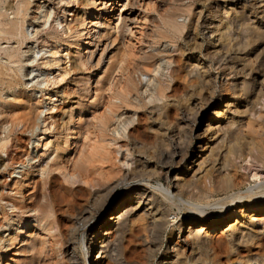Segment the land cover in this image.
<instances>
[{"label":"bare ground","instance_id":"1","mask_svg":"<svg viewBox=\"0 0 264 264\" xmlns=\"http://www.w3.org/2000/svg\"><path fill=\"white\" fill-rule=\"evenodd\" d=\"M51 1L58 6L62 0ZM112 1L75 0V5L96 8V3L110 6ZM246 1L250 0H233L232 5ZM28 4L29 0H17L15 4L0 0V82L8 87L17 83L9 73L11 64L16 61L20 64L18 46L10 45L9 41L15 39L19 45L28 38V29L22 20ZM234 6V12L222 7V15L217 9L202 22L196 19L184 34L186 23L169 16L158 25L157 36L168 38L174 48L166 52L141 49L138 54L131 47L121 46V52L116 50L120 44L115 43L126 30L125 23L117 24L119 35L109 31L98 34L101 19L97 15L92 22L97 34L90 35L87 43L94 42L97 47L102 42L100 55L108 48L117 51H111L103 76L98 75L96 80L98 85L106 78L110 90L108 111L93 116L94 122L90 123L99 145L89 155L79 151L70 164V160L63 164L59 148L46 142L38 163L14 181L6 202L13 200L21 229L6 239L5 251L14 245L17 248L14 254L23 256H9L7 264H104L103 260L105 264H153L168 228L170 241L160 264H248L252 261L264 264V78L260 79L264 75V50L260 51L254 42L263 35L257 19L242 15ZM9 10L13 11L12 17L8 16ZM233 13L239 21V30L231 32L227 24ZM45 16L44 36L36 39L44 50L43 57L37 61L40 70L55 65L54 56L59 52L58 26L62 23L58 16H53L51 21L49 14ZM67 27L71 29L70 25ZM199 27L202 32H198ZM186 41L192 45L191 50L199 51L198 56L185 54ZM174 51L186 55L184 64ZM161 54L171 65L165 77L157 79L150 99L160 103H153L145 110L147 117L143 118L139 111L135 123L127 125L124 146L133 160L129 168L122 169L115 163L113 152L105 148L108 126L122 107H140L130 99V94L138 89L134 72L153 70ZM90 59L91 56L79 57L77 62L92 64ZM100 59L99 56L92 68L98 66ZM212 61L217 66L215 72L211 71ZM173 80H182L189 87L180 93L182 102L167 92ZM40 81L46 82L48 77ZM17 97L0 98V127L8 121L6 115L10 110L15 112L19 106L29 103L30 95L21 101ZM47 99L57 100L50 94ZM206 106L213 109L212 115L204 112ZM82 111L83 108L79 110ZM64 112L65 109L62 116H51L49 128L53 131L67 128ZM73 117L70 112L69 122ZM25 121L30 127L35 126L30 116ZM25 139L22 135L11 138L10 133L0 137V151L9 155L10 164L24 161ZM4 160L0 156V167L5 165ZM97 163L100 164L97 166ZM105 163L107 167L103 166ZM38 170L44 172V178H33ZM56 170L68 174L60 178ZM154 178L161 183L160 187L151 185ZM123 183L129 187L120 191V197L113 198ZM245 184H248L246 188ZM174 207L186 209L189 214L171 226L168 217ZM28 208L34 213L25 215ZM33 221L36 223L29 233L22 236L23 228ZM128 236L131 242L130 238L135 237V245L142 248V262H132L134 246L123 244Z\"/></svg>","mask_w":264,"mask_h":264},{"label":"rangeland","instance_id":"2","mask_svg":"<svg viewBox=\"0 0 264 264\" xmlns=\"http://www.w3.org/2000/svg\"><path fill=\"white\" fill-rule=\"evenodd\" d=\"M16 1L17 0H5V4H15ZM65 1L66 0H62L57 6L53 4L54 2L51 0H29V4L24 9L22 16L23 24L27 27L29 36L23 39L19 45L15 39L9 41L10 45L18 46V60L20 64H16L17 61L13 62L11 64L12 70L9 72L10 75L14 76L17 80L15 85L8 87L5 83L0 82V98L7 100L18 96L17 98L21 101V99L25 100V96L28 94L30 95V100L28 104H24L21 107L19 106L15 112L10 110V113L6 115V120L8 121L5 125L0 127V137L10 133L11 138L15 135H22L26 138L24 141V149L27 151L23 155L24 161L14 164H10L9 155L6 156L0 151V156L4 157L6 160H4L5 165L0 167V180H2L0 188V264H7L10 257L23 256L21 253L14 254V251L17 249H15L14 245L12 248L5 251V245L7 244L6 239L21 229V225L17 222L15 216L17 210L12 206L13 200L10 203L6 201H9V193L13 188L14 181L21 179L25 171L30 170L32 165L38 163L39 156L44 148V143L49 142L50 146H57L59 148V152H61L63 156L61 160L63 164H66L68 160H70V162H68V164H70L71 161L76 158L79 151L82 155H89L98 147L99 142L96 141L97 138L94 136V129L90 123L94 122L93 116L106 113L110 106V101H108L110 90L107 89V79L104 78L98 85L96 84V80L100 74L103 76L108 64V59L112 53L111 51L121 52V46L122 48L131 47L134 53L137 54L141 49L153 52L157 50L165 52L171 51V49L174 48L173 43L166 37L159 39L157 36V27L165 18L170 16L171 18L179 19L180 22L183 21V23H186L187 26L183 30L184 34L187 30H190L189 25L196 19L202 22L209 17V13L211 14L217 9L219 10V15L223 14L222 7H226L227 10H231L232 12L235 10H233V0H113L109 2L110 6L104 4V2L96 3V8L91 6L77 8L75 0H71L73 3H69V5ZM106 1L108 2V0ZM258 2L262 3L259 4ZM263 3L264 0H250L246 1V3H236L234 7H236V10L240 11L242 15L256 18V21L261 24V34L264 36V11H262L264 7H261ZM68 7L72 8L67 11L66 8ZM199 12H201L200 16ZM46 14L50 15L49 21H51L54 14H56L54 17L58 16L57 18L61 20L62 25L59 24L58 26L60 33L57 38L59 42L56 47L59 52L54 56L55 65L52 67L49 66L45 70H40L37 67V61L38 58L43 57L44 50H42L36 39L44 36L43 31L45 27H47V25H44L45 18L47 17L45 16ZM97 15L98 17L100 16L101 19V24L98 26V34H105V32L108 33V31L112 34H118L119 28H117V26L121 22L127 25L126 30L122 33L123 35L121 34V36H118V40L115 43L117 45L120 44L118 46L116 45V50H120L116 51L115 49L108 48L103 55H100L102 42L98 43L97 47L94 42L87 43L88 40H90V35L97 34V28L92 24V22H94L93 20L97 19ZM8 16H13L12 10L8 11ZM230 17L231 21L227 26L231 28V32L238 31L239 21L235 20L234 13L231 14ZM67 25H70L71 29H69ZM201 29L202 27H199L198 32H202ZM263 36L257 37V41H254L257 42L260 51L264 50ZM97 39L98 38H96V40ZM157 40L158 42H155ZM123 44H125L124 47ZM184 45L186 48L185 54L198 56L199 51L195 50V48L191 50L192 45L190 42L186 41ZM53 50L56 49L53 48ZM77 50H79V54H77ZM174 52L173 54L179 56V59L181 58V63L184 64L186 55L183 56L181 53ZM35 55L38 57H36L34 61H31ZM87 56H91L90 60L92 64L85 62V64L79 65L77 62L78 58H85ZM99 56L101 59L98 66L92 68V65L96 63ZM202 58H204L203 60L209 61V59H205L206 57L202 56ZM76 62L77 64H75ZM210 63L211 71H217L216 64L213 61ZM169 65L171 64H169L166 56L161 54L155 60L153 70L149 72H140L137 70L134 72L133 77L134 79L136 78L135 81L137 80L138 82V89L137 92H132L130 94V99L140 107H122L116 113L115 123L113 122L108 126L109 137L105 139V148L113 152L116 156L115 163L122 169L129 168L133 160V156L127 153L126 147L124 146V142L126 141L124 137L126 127L127 125L135 123L139 111L142 113L143 118L147 117L145 110L153 103H160V100H152L153 102H150V99L153 97L157 79L159 77H165V72ZM257 70L260 71L261 69ZM44 77H48V81H40L44 79ZM262 78H264V75L260 79ZM49 82L53 84H49ZM171 86L172 87H170L167 92L177 96L176 98H179V102H182L180 98L183 92H186L189 87L185 85L182 80L177 82L173 80ZM49 94L54 95V98L57 100L49 102L47 99ZM172 98H169V101L173 100ZM116 100L113 99L114 102H116ZM143 102L145 104H142ZM81 108H83V111L80 113L79 110ZM142 108H144V110ZM30 109L32 112H30ZM63 109H65L63 117L68 120L67 128H61L55 132L53 128H49L52 120L51 116L61 115ZM212 110L210 106L204 108V112L209 115H212ZM70 112L74 114L71 122H69ZM170 112L172 116L175 115L173 110ZM151 114L155 116V113ZM28 116L35 121V126H33V128L25 121ZM13 119L16 120L15 124L13 123ZM80 120L83 122L81 126H79ZM99 164L100 163H97V166ZM103 166L107 167V163L103 164ZM55 173H57L60 178L68 174L67 171L61 170H56ZM33 176V178L38 179L45 177L42 170L35 171ZM140 181L144 180L141 179ZM151 185L160 187L161 183L154 178L152 179ZM247 185L248 184H245L244 188H246ZM128 187V183H123L121 187L115 190L113 198L117 199L120 197V191ZM12 192H14V190ZM17 196L20 197L19 194H17ZM23 201H25V199ZM33 213L34 211L29 208L25 210V215ZM170 213L168 218L171 219V226L175 225L181 219L187 218L189 214L188 210H180L177 207H174ZM34 223L36 222L33 221L29 223L27 227L23 228L24 234L22 236H26V233H29V229ZM168 232L169 228L163 234L161 246L156 250L153 258V264H160L163 252L170 241L167 235ZM80 233L79 230V238H81ZM84 239L86 238L84 237ZM130 239H132V242L129 240L128 236L129 241L125 240L123 244L126 245V247L131 245V248L134 246V252L131 257L132 262H142L144 260L142 248L138 247L140 245H135V237ZM103 263H107L106 260H103ZM232 264L246 263L236 262ZM248 264L257 263L252 261Z\"/></svg>","mask_w":264,"mask_h":264}]
</instances>
